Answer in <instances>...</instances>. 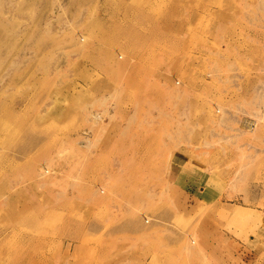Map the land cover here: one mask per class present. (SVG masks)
I'll return each instance as SVG.
<instances>
[{
    "label": "rangeland",
    "instance_id": "obj_1",
    "mask_svg": "<svg viewBox=\"0 0 264 264\" xmlns=\"http://www.w3.org/2000/svg\"><path fill=\"white\" fill-rule=\"evenodd\" d=\"M0 264H264V0H0Z\"/></svg>",
    "mask_w": 264,
    "mask_h": 264
},
{
    "label": "bare ground",
    "instance_id": "obj_2",
    "mask_svg": "<svg viewBox=\"0 0 264 264\" xmlns=\"http://www.w3.org/2000/svg\"><path fill=\"white\" fill-rule=\"evenodd\" d=\"M45 173H46V171H45Z\"/></svg>",
    "mask_w": 264,
    "mask_h": 264
}]
</instances>
